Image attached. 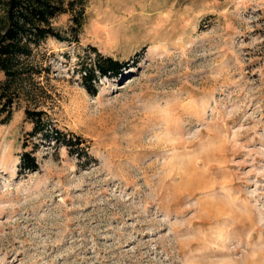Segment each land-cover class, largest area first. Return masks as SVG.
<instances>
[{
    "label": "rangeland",
    "instance_id": "1",
    "mask_svg": "<svg viewBox=\"0 0 264 264\" xmlns=\"http://www.w3.org/2000/svg\"><path fill=\"white\" fill-rule=\"evenodd\" d=\"M87 4L0 123V264H264V0ZM92 47L129 64L96 94ZM26 107L88 152L31 136Z\"/></svg>",
    "mask_w": 264,
    "mask_h": 264
},
{
    "label": "trees",
    "instance_id": "2",
    "mask_svg": "<svg viewBox=\"0 0 264 264\" xmlns=\"http://www.w3.org/2000/svg\"><path fill=\"white\" fill-rule=\"evenodd\" d=\"M88 0H0V123H7L13 111L23 98L31 99L33 89L38 88L34 78L42 72L33 63L35 50L49 38L59 41L79 40L85 23ZM66 16L67 23L58 19ZM94 61L81 62L79 72L85 83L94 87L101 76H115L129 67L127 61L98 54ZM26 118L33 123L29 134L40 132L68 148L75 144L84 152L83 140L75 134L67 135L61 129L52 127L42 109L25 108ZM26 144V143H25ZM30 170L39 166L32 150H25L20 159Z\"/></svg>",
    "mask_w": 264,
    "mask_h": 264
}]
</instances>
